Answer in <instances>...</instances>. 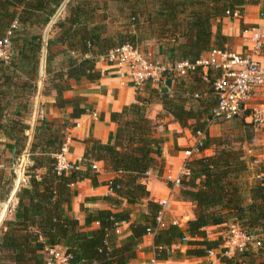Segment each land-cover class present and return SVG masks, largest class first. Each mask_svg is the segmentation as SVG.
I'll use <instances>...</instances> for the list:
<instances>
[{
    "label": "trees",
    "instance_id": "obj_1",
    "mask_svg": "<svg viewBox=\"0 0 264 264\" xmlns=\"http://www.w3.org/2000/svg\"><path fill=\"white\" fill-rule=\"evenodd\" d=\"M117 4L123 27L113 35L109 22L116 21L106 13L108 3ZM259 0H0V39L11 25L17 28L9 36L12 58L8 64L0 61V133L12 143L4 147L11 154L12 171L7 183L0 180V199L7 200L6 185L16 177L15 168L22 156L29 164L24 168L28 185L14 193L17 202L13 219L0 223V264H43L46 247H63L74 256L77 264H129L137 249L153 228L161 206L149 200L144 181L146 173L158 165L164 140L155 136L156 125L148 117L152 104H160L165 113L181 128L195 135L204 132L203 150L215 149L211 155L187 162L190 176L182 180L180 196L192 202L194 218L185 228L167 225L154 236V247L175 246L182 238L187 249L176 250L174 258H200L212 250L221 264H264V165L254 169L248 197L243 196L239 179L247 172L248 157L241 146L237 149L221 137H210L208 123L215 100L197 99L196 108H186L185 100L170 98L168 93L146 85L145 96L138 95L134 103L120 112L110 114L116 125L111 143L103 144L88 137L83 140L82 165L85 174H57L53 155L65 143L67 129L86 113L84 99L66 98L70 80L94 82L101 78L96 68L98 59L109 49L121 44L138 47L154 41L168 64H194L211 48L225 46L227 38L214 33L215 19L241 14L244 7ZM63 7V16L52 18ZM120 21V20H119ZM49 26V28H48ZM48 28V29H47ZM245 29V28H243ZM52 36L49 37V34ZM264 53V49H263ZM43 71L41 95H54V109L63 113L60 119L44 116L33 127L26 123L31 115L33 98ZM166 79H173L165 73ZM184 77L201 81L198 68ZM204 89L213 92L210 83ZM192 93V92H190ZM192 95V94H191ZM70 113H66L67 109ZM243 120V119H242ZM244 122V120H243ZM92 162L103 164V171L114 177L103 183L109 194L102 198L106 209L85 214L84 225L64 215L70 207V187L81 178H89L97 186V173L90 171ZM260 178H256V176ZM145 202L146 212L131 221L132 211L126 206ZM125 207L120 208L121 205ZM96 223L95 229H89ZM129 223V235L118 243L116 231ZM238 224L247 234L258 236L261 246L248 245L242 252L227 257L222 240H209L207 229L212 226ZM227 230V229H226ZM155 253V259L167 260L165 252Z\"/></svg>",
    "mask_w": 264,
    "mask_h": 264
},
{
    "label": "crops",
    "instance_id": "obj_2",
    "mask_svg": "<svg viewBox=\"0 0 264 264\" xmlns=\"http://www.w3.org/2000/svg\"><path fill=\"white\" fill-rule=\"evenodd\" d=\"M263 6L264 0H259L256 5L244 7L238 17H225L213 20V32H216L217 26L219 25L221 35L227 38V42L223 48L236 53H246L249 51L250 47L243 38L242 30L243 28L264 24V19L260 17V12L263 9ZM105 8L107 9L98 12L106 13L110 18H115L116 21H110L108 24L107 34L113 35L119 28L123 27V21H121L120 17L121 13H119L120 9L117 7V4H114L113 2L108 3ZM63 14L62 7L59 16H63ZM51 36L52 33L49 34V37ZM138 47L144 52H151L154 58L155 55H157V58L165 63L163 56L161 55V48L156 42L147 41ZM262 54L263 56H261L260 60L264 63V53L262 52ZM96 68L101 71V78L99 80L94 82L84 80L77 82L70 80V90L64 93L66 98L80 97L85 100L83 106L86 108V113L75 121L73 127L66 131L65 144L68 149V158L74 162L82 161L84 139L92 137L103 144L111 143L112 136L116 130V125L111 122L110 114L120 112L124 106L134 103L138 95L145 96L147 92L145 89L146 85L141 88H134L128 79H121L117 68L112 65L98 61L96 63ZM40 75L42 78L38 83V93L33 98L31 115L28 120H26V123L31 128L29 135H31L33 127L38 124L39 120L44 116H46L48 120H53L60 119L63 115V113H60V111L52 107V104L55 102L54 95L48 97L41 95L42 83L44 80L43 71ZM173 79L174 80H171V86L167 93L173 92L179 94L185 100L186 108H194V105L191 104V98H193L194 95H197L202 100H215L214 92H209L204 89L203 80L199 81L198 79H193V77H173ZM190 92L194 93L191 95ZM198 94H200V96ZM249 103H264V86L257 88L252 92L251 101ZM148 111V117L152 121L155 120L156 117L166 114L160 104H152ZM65 112L70 113L71 109L69 108ZM163 118L168 121L166 122L167 126L162 130H159V128L156 129L155 133L157 138H163L164 140L162 153L160 158H158V165L150 170V175L144 183L149 192V200L159 205L164 202L167 203L164 211L165 223L170 225L176 222L178 226L185 228L187 221L194 218L193 211L195 205L180 196L181 188H173L170 184L165 182L162 173L165 174L167 171L174 173L175 170H177L183 161L182 151L185 148L190 147L194 143L196 137L189 133L186 128L182 129L178 123L175 121L173 122L171 116L170 118ZM244 123L247 124L245 121ZM252 129L255 136L254 140L257 142V145L254 150L248 151L247 156L253 160L248 163L247 172L239 179L241 187V181L244 185H246V182L248 184L253 182V169L256 164L264 165V123L259 127L252 126ZM182 130L184 131V135L177 138L173 137L177 133H182ZM189 135L191 138L189 139V144L184 146V144L187 143L186 140ZM10 143L12 142L6 139L3 133H0V180L3 179L2 183L4 184L7 183V178H9L12 171V165L10 164L11 154L8 152V149H5L4 147L6 144ZM207 150L209 151V149ZM207 150H205V152ZM211 154L212 153L209 152L204 155L208 156ZM24 159H26L24 164V166H26L29 164V161L27 157H24ZM97 166L99 168V172L96 176L98 183L97 186L92 185L89 178H81L70 187L72 193L71 204L69 208H67V206L64 208L63 214L75 218L80 225H84L85 214L87 212L96 209L109 208L102 200L103 197L110 193L107 186L103 185V183L111 180L114 177V174L104 172L103 164L100 162L97 163ZM85 171L86 170L83 169L80 173L85 174ZM17 180L18 177L16 176L14 183L12 181L8 186L3 184L5 187L4 191L10 194L7 200L0 199V223L3 220H11L14 217L13 210L17 202L14 193L19 187ZM23 180L25 182L23 186L28 185V180L24 177ZM245 188L247 191L242 187L243 196L248 197L249 186H245ZM123 206L125 207L124 203ZM126 207L129 208V206ZM134 220H136V218L131 217V221ZM128 226L129 223L121 225L118 243H121L129 235ZM97 227L98 225L93 223L90 225L89 229H95ZM222 227L223 226L209 227L207 229L208 239L216 240L223 236L219 231ZM261 237L264 240V233ZM153 249L154 237L146 235L137 249L136 258L129 264H221L216 256L190 259L184 257L179 259L174 258L173 255L176 250H179L181 253L186 251L187 246L185 244L174 249L173 252L168 255V259L163 261L155 260Z\"/></svg>",
    "mask_w": 264,
    "mask_h": 264
},
{
    "label": "built area",
    "instance_id": "obj_3",
    "mask_svg": "<svg viewBox=\"0 0 264 264\" xmlns=\"http://www.w3.org/2000/svg\"><path fill=\"white\" fill-rule=\"evenodd\" d=\"M61 10L62 7L52 18L50 24L54 23ZM238 16L239 13L236 11L231 17ZM260 17L264 19V6L260 12ZM16 28V23H13L6 36L0 39V61L5 64H8V61L12 58L13 52L9 36L11 31ZM242 34L250 47L248 52L236 53L226 48H211L200 56L194 64L186 61L175 64L162 63L160 60L155 59L151 52H144L139 47L130 44L112 47L98 61L116 67L119 77L128 79L134 88L150 85L151 88L157 90L164 86L165 73L178 78L184 77L188 71L198 68L202 80L210 83L216 99V104L211 110L208 128L217 121H228L236 117H241L249 125L259 127L264 123V103L250 104L249 102L251 101L252 92L264 86V63L260 60L264 49V24L245 28L242 30ZM194 97L198 98L197 95H194ZM195 135L194 143L182 151L183 161L177 170L174 173L167 171L164 174L163 179L173 188H181L182 180L190 176L187 162L203 156L204 132H197ZM24 157L21 158L22 162L20 161L15 168L19 186L25 184L23 172L26 159ZM53 158L55 159L57 174L73 171L81 172L84 169L81 162H74L68 158V149L65 143L60 152L53 155ZM90 171L99 172L96 162L91 163ZM149 175L150 171L146 173V177ZM256 178H260V176L258 175ZM166 204L164 202L160 205L161 209L155 218L154 227L146 230L147 236L154 237L167 226L164 220ZM173 225H177L176 222ZM116 234H120V228L116 231ZM187 240L188 237H184L181 243L175 246L154 247L153 252H165L169 255L174 249L185 244ZM248 245L258 247L261 246V241L258 236L245 233L238 224L228 225L226 239L222 244L223 254L230 257L236 252H242ZM207 255L215 256L212 250L207 251ZM43 264L77 263L74 261V256L67 252L65 248L49 246L43 252Z\"/></svg>",
    "mask_w": 264,
    "mask_h": 264
},
{
    "label": "rangeland",
    "instance_id": "obj_4",
    "mask_svg": "<svg viewBox=\"0 0 264 264\" xmlns=\"http://www.w3.org/2000/svg\"><path fill=\"white\" fill-rule=\"evenodd\" d=\"M146 1L149 4H153V2L156 1V0H146ZM262 56H263V54H262ZM155 59L159 60L157 58V55H155ZM193 93L194 92H192L191 94H193ZM168 94H169L170 98H175V99L179 98V96H180L179 94L173 93V92H170V93L168 92ZM198 95L200 96V94H198ZM180 98H182V97L180 96ZM197 99H199V98H195V97L191 98V104L194 105V108H196V106L198 105L197 102H196ZM163 117L170 118L169 115L165 114V115H161L159 117H156V119L153 120V123H155V125H156V129L159 128V130H162L163 128H165L167 126L166 122H168V121L164 120ZM173 122H174V120H173ZM182 129H185V128H182ZM188 131H189V133H191L190 130H188ZM208 132H209V136L212 137V138L221 137V138L227 140L231 144V147L234 148V149H237V148H239L241 146V148H243V151L245 152L246 155H248V151L249 150H254L256 148V145H257V142H255V140H254L255 136H254V133H253L252 125L245 124L241 117H237V118H234V119H231V120H228V121H217L214 124H211L209 126ZM155 133H156V131H155ZM182 135H184V131L183 130H182V133H177L173 137L177 138V137L182 136ZM194 136L196 137V135H194ZM189 139H191L190 135L187 138V140H186L187 143H185L184 146H186V144H189ZM214 149H215L214 147H210L209 151L207 150L206 152L205 151L203 152V156H205L204 154H207L209 152L212 153V151ZM177 150H179V149H177ZM22 157H24V156H22ZM20 161H21V159H20ZM18 163H20V162H18ZM257 165L258 164L255 165L254 169L256 168ZM162 177H164L163 173H162ZM251 183L248 184L246 182L245 183L246 185H244L242 183V181H241L242 187L244 189H246L245 186L248 187V186L251 185ZM246 191H247V189H246ZM123 207H124L123 205L120 206V208H123ZM129 208L132 211L131 217H135L136 219L138 218V216L140 214L146 212V205H145L144 201L142 203H140V204H137V205H134V206H129ZM226 229H228V227H226V226H224V227L219 229V231L223 235V236H221L219 238H221L222 240L226 236V232H227Z\"/></svg>",
    "mask_w": 264,
    "mask_h": 264
},
{
    "label": "water",
    "instance_id": "obj_5",
    "mask_svg": "<svg viewBox=\"0 0 264 264\" xmlns=\"http://www.w3.org/2000/svg\"><path fill=\"white\" fill-rule=\"evenodd\" d=\"M171 84V79H166L165 80V83H164V86H163V88L161 89V93H167V91H168V89L170 88V85ZM12 197H13V195H12ZM11 197V198H12ZM9 202V201H8ZM7 205H8V203H7Z\"/></svg>",
    "mask_w": 264,
    "mask_h": 264
}]
</instances>
